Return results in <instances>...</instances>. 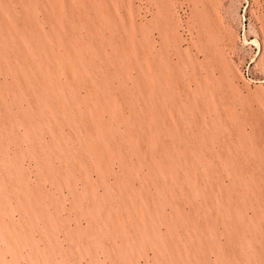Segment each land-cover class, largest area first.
Listing matches in <instances>:
<instances>
[{
  "label": "rangeland",
  "instance_id": "1",
  "mask_svg": "<svg viewBox=\"0 0 264 264\" xmlns=\"http://www.w3.org/2000/svg\"><path fill=\"white\" fill-rule=\"evenodd\" d=\"M0 264H264V0H0Z\"/></svg>",
  "mask_w": 264,
  "mask_h": 264
},
{
  "label": "bare ground",
  "instance_id": "2",
  "mask_svg": "<svg viewBox=\"0 0 264 264\" xmlns=\"http://www.w3.org/2000/svg\"><path fill=\"white\" fill-rule=\"evenodd\" d=\"M118 242V241H117ZM101 256V255H100Z\"/></svg>",
  "mask_w": 264,
  "mask_h": 264
}]
</instances>
